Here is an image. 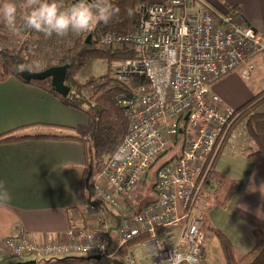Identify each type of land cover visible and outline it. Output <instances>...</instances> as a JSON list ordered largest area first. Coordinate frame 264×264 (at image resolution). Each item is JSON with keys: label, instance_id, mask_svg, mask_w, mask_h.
<instances>
[{"label": "built area", "instance_id": "obj_1", "mask_svg": "<svg viewBox=\"0 0 264 264\" xmlns=\"http://www.w3.org/2000/svg\"><path fill=\"white\" fill-rule=\"evenodd\" d=\"M136 14L135 33L107 32L98 39L101 48L135 52V58L106 64L116 81L125 84L132 77H144L147 83L121 101L128 133L91 186L96 230L70 225L65 242L44 244L21 231L4 243L9 256L81 254L99 256L96 264H111L115 254L139 241L144 257L137 259L128 251L130 264H190L189 257L199 264L204 261L205 219L197 205L210 183L216 154L229 142L239 116L235 109L223 107L210 86L232 71L250 79L255 71L252 59L259 56L264 62V42L239 14L215 10L202 0L152 1ZM179 135L181 154L156 173V199L126 215L127 196L167 146L177 145ZM119 149L121 159L116 158ZM102 204L119 213L112 242L111 220Z\"/></svg>", "mask_w": 264, "mask_h": 264}, {"label": "crops", "instance_id": "obj_2", "mask_svg": "<svg viewBox=\"0 0 264 264\" xmlns=\"http://www.w3.org/2000/svg\"><path fill=\"white\" fill-rule=\"evenodd\" d=\"M1 1L0 5L6 2V0ZM73 1L70 0L71 5ZM202 1L215 10L238 8L239 15L258 32L264 42V0ZM102 3L103 0L96 1V5ZM23 4L24 2L16 4L17 27L23 24V17L26 15ZM70 4L64 0L65 7ZM0 28L2 33L0 38L4 41L14 36L2 16H0ZM20 33L22 36L31 37L29 35L32 34V30L23 29ZM4 51L8 53V50L4 49ZM251 62L255 66V71L264 66L259 56L253 58ZM233 72L211 84L210 89L215 92L217 86L225 84L232 78ZM263 85L264 79L260 85L252 87L250 91L247 90L245 96L242 95L239 99L231 101V108L237 109L260 94ZM43 86L44 88H40L23 84L13 76L0 82V135L23 128L21 135L74 137L75 135H63L62 131H77L79 126L88 128V118L84 113L68 107L62 97H56L48 92V85ZM223 107L228 106L223 103ZM257 111L264 113V103ZM69 114L78 117L77 122L76 120L65 122L66 120L60 118ZM50 131H59L61 134H52ZM231 133L229 142L225 143L222 149L229 151L231 165L228 174L235 180L231 182L233 189L224 203L225 207L232 208L227 227L235 229L239 242H235L217 222L215 230L222 229L220 232L231 241L236 251L240 250V255H243L254 245L253 231L264 233V164H252L247 160V156L255 150V147L247 134L244 121L237 123ZM222 151L220 150L216 155L218 156ZM85 168L84 144L79 141L38 139L0 145V182H3L11 196L9 202H0V256L7 255L4 248L5 241L20 234L21 231L27 233L36 243L44 244L65 242V233L70 225L88 231L96 230V216L91 210L96 203L89 206L94 201L91 194L90 204L86 203L85 199L87 197L83 183ZM213 172L217 175V179H220L215 167ZM236 181L239 183L236 184ZM211 188L205 189L203 193H208ZM126 208V215L132 214V212L128 213L129 206ZM105 211L111 220L112 242L119 213L107 206ZM212 219L214 220V215ZM206 224L205 220L204 230ZM137 247L143 255L141 244L139 241H134L115 254L111 264H123L124 256L121 252L127 249L136 255L134 249ZM109 250L112 252L111 247ZM31 258L39 264L38 258ZM87 258L82 256L75 259L79 260L80 264H96L95 261L82 260ZM206 258L205 255L202 264H205ZM53 261L56 260L50 263L52 264ZM44 263L46 262L41 264Z\"/></svg>", "mask_w": 264, "mask_h": 264}, {"label": "trees", "instance_id": "obj_3", "mask_svg": "<svg viewBox=\"0 0 264 264\" xmlns=\"http://www.w3.org/2000/svg\"><path fill=\"white\" fill-rule=\"evenodd\" d=\"M4 1L2 0L1 2ZM96 1L98 0H95V4ZM152 1L165 2L166 0H109L113 7L118 9V13L113 19L106 25L103 23L97 24L94 30L90 32L81 33L70 47L65 49L57 59H50L49 65L45 67L47 69L49 67L69 66L66 85L70 88V92L66 98L61 99L68 107L78 110L87 116L88 134H79L74 137L28 136L21 135L20 132L23 128H20L0 135V145L38 139L73 140L83 143L86 158L83 178L84 188L87 193V197H85L86 203L90 202V189L93 182L128 133L129 122L124 116L121 101L132 98L135 90L139 86L145 85L147 81L144 77H132L128 83L122 84L114 79L112 71L109 69L89 84L80 86L76 82V76L91 60L104 61L105 64L109 65L116 59L135 58V52L128 51L125 48H101L98 45V39L101 34L107 32L117 34L135 33L139 23L136 10ZM68 2L69 4L71 3L70 1ZM230 10L239 14V10L236 7H230ZM88 35L91 36V39L87 42L86 37ZM11 76L17 78L23 84L40 88H44L43 85H45L43 81L26 82L21 80L16 75V64L14 62L3 66L0 70V82H4ZM88 86L92 87V91L89 95H86L84 91ZM48 87V92L59 97L51 90L50 85ZM263 103L264 93L261 92L241 107L235 109V113L239 115L235 123L245 122L247 134L255 147V150L247 156V160L252 164H264V113L257 111ZM85 105L86 107H84ZM211 181H213L212 185L216 183V186L221 188L222 182L217 179V175L214 172H211L210 183H207L206 189L212 186L210 185ZM93 204L95 203L92 202L89 206ZM102 205L105 208V205ZM135 212L137 210L132 211V213ZM214 234L219 239L226 264H264V233L253 231L254 245L250 251L241 256L237 255L234 245L222 232L216 229ZM123 253H125V250ZM63 261L79 262L77 259L69 258L60 260L58 263ZM44 264L51 263L46 262Z\"/></svg>", "mask_w": 264, "mask_h": 264}, {"label": "rangeland", "instance_id": "obj_4", "mask_svg": "<svg viewBox=\"0 0 264 264\" xmlns=\"http://www.w3.org/2000/svg\"><path fill=\"white\" fill-rule=\"evenodd\" d=\"M67 1L70 0H66V2ZM6 2H11L14 4H17L19 2L20 4H22L23 2L25 3V0H22V2L19 0L17 1L6 0ZM24 10L25 13L27 14V12H29L31 9L24 8ZM21 25L22 24H20L19 27ZM11 33L14 36L5 39V41L2 38H0V70L3 68V66L13 62L16 64V66L19 63H24L28 65L30 68L29 70L30 72H38L40 70H43L45 69V67L49 65L48 63L50 59H57L62 54V52L68 47H70L75 41V39L81 35L70 32L68 35L64 37H59L55 34H53L51 37H48L42 33H37L35 31H32V34L29 35L31 37H26V35H23L25 36L23 38V36L20 35L21 34L20 32H19L20 34L14 33L11 30ZM1 34L2 33L0 32V37H2ZM4 49L8 50V53L4 51ZM109 69L110 68L106 66L104 61L91 60L84 66V68L76 76V82L80 86H85L90 82L94 81L95 79H97L99 76L104 74ZM231 77L232 78L229 79L225 84H220L219 87L217 86L215 92L213 91V89L211 90V92L216 96H218L221 99L222 103H224L229 108L232 107L231 101L239 99L242 95L245 96L247 90L250 91L252 87L261 84L262 79H264V66L257 69L253 74V78H250L248 80L242 79L237 71H234ZM43 83L49 86L50 79L44 80ZM91 91H92V87L88 86V88L84 92L86 93V95H89ZM84 107H86V105ZM60 118H62V120H66L65 122H74L75 120L77 122L78 120L77 119L78 117L75 118L71 114L62 115L60 116ZM235 126L236 123H233V126L230 129L229 134L235 128ZM50 132L56 135L61 134L59 133V131H55V132L50 131ZM88 133H89V128L84 129L82 126H79L77 131H70V130L62 131L63 135H79V134L86 135ZM182 141H183V137L179 135L177 145H173V142L170 143L167 146V152L163 156H161L158 159H155L152 162V165L148 169L146 176L142 178L139 185L129 193V195L127 196V200L124 201L126 206L127 207L129 206L128 213H131L133 210H138L140 208H143L144 206L155 200L156 195L154 193L153 187L156 181V173L162 166L166 164H171L174 161L175 157L181 154ZM230 165L231 162L229 157V151H225V149H223V151L218 154L213 164V171L215 167V171L218 172L219 178L222 182L221 188H218V186H216V183H214L213 188L209 189L208 193L207 192L203 193L200 196V203L197 205L198 211L204 215V219L207 221V224L205 225L206 228L204 230V234H205L204 246L205 249H207V254H206L207 258L205 264H226L223 252L220 248L219 239L214 234L216 222L217 224H220L222 227L225 228L226 233L229 234L234 239L235 242L238 241L235 235L236 232L235 229L234 228L231 229L230 227H227L228 220L232 215V208L225 207V203H224L230 191H232L233 189L232 188L233 183L231 182L235 180L228 174ZM236 174H238V176L240 175V173H236ZM235 183L237 184L239 183V181H236ZM178 214L179 215L182 214L180 208H178ZM213 215H214V220L212 219ZM220 231H222V229ZM134 252L137 255V256L134 255L136 256L137 259H143L144 253L143 255L141 254V250L139 249V247H137V249H134ZM239 252L241 251L239 250ZM239 252L236 251L237 255L241 256ZM121 254L122 256H124L123 264H130L127 258L128 250L126 249L125 253H123L122 251ZM3 255L4 256H0V264H24L26 262H30L33 260L31 256L12 257L9 256L8 254L7 255L3 254ZM82 256L90 257L91 255L72 254V256L49 257V259H44L46 257H34V258H38L37 262L39 264L43 262H52V260H56L53 261V264H80L71 261L68 262L63 261L58 263L57 261L65 260L69 258H73V259L81 258Z\"/></svg>", "mask_w": 264, "mask_h": 264}, {"label": "clouds", "instance_id": "obj_5", "mask_svg": "<svg viewBox=\"0 0 264 264\" xmlns=\"http://www.w3.org/2000/svg\"><path fill=\"white\" fill-rule=\"evenodd\" d=\"M25 9H31L23 17V24L17 27V6L11 2L0 5V16L14 33L22 29L32 30L51 37L53 34L64 37L70 32L81 34L94 30L97 24H108L118 13L109 0H103L102 4L96 5L95 0H76L71 6L65 7L63 0H25L22 5ZM30 68L24 63L16 66L18 73L29 71ZM123 149L116 154L117 159L122 158ZM11 200L9 192L0 182V202L7 203ZM259 212V210H258ZM190 264H199L195 257H189Z\"/></svg>", "mask_w": 264, "mask_h": 264}, {"label": "water", "instance_id": "obj_6", "mask_svg": "<svg viewBox=\"0 0 264 264\" xmlns=\"http://www.w3.org/2000/svg\"><path fill=\"white\" fill-rule=\"evenodd\" d=\"M92 2V0H90ZM91 39V36L88 35L86 37L87 42ZM69 66H58V67H49L45 70L38 71V72H24L18 73L16 71V75L23 81H44L46 79H50V88L51 90L62 98H66L70 92V88L66 85V76L68 72ZM187 120V116L184 118ZM84 261H96L100 260L99 256H90L87 259H82ZM24 264H36V261L26 262Z\"/></svg>", "mask_w": 264, "mask_h": 264}, {"label": "flooded vegetation", "instance_id": "obj_7", "mask_svg": "<svg viewBox=\"0 0 264 264\" xmlns=\"http://www.w3.org/2000/svg\"><path fill=\"white\" fill-rule=\"evenodd\" d=\"M76 3V0L73 1V4Z\"/></svg>", "mask_w": 264, "mask_h": 264}]
</instances>
